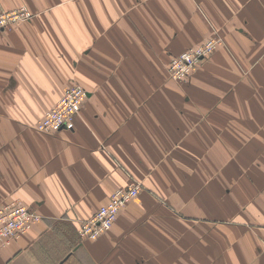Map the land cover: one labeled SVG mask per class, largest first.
<instances>
[{
	"label": "crops",
	"instance_id": "crops-1",
	"mask_svg": "<svg viewBox=\"0 0 264 264\" xmlns=\"http://www.w3.org/2000/svg\"><path fill=\"white\" fill-rule=\"evenodd\" d=\"M24 6L0 30V205L41 219L0 264H264V0H0ZM211 37L172 80L171 57ZM73 83L88 90L74 128L37 129Z\"/></svg>",
	"mask_w": 264,
	"mask_h": 264
},
{
	"label": "built area",
	"instance_id": "built-area-1",
	"mask_svg": "<svg viewBox=\"0 0 264 264\" xmlns=\"http://www.w3.org/2000/svg\"><path fill=\"white\" fill-rule=\"evenodd\" d=\"M33 14L27 7L0 11V30L22 21H28ZM221 44V38L211 37L193 48L172 57L169 70L176 80L185 79L193 68L206 56L212 54ZM88 90L81 84L68 86L58 101L47 109L36 123L41 131L73 129L75 117L81 110ZM139 192V185L115 190L110 199L101 205L89 218L82 221L80 234L83 239H97L110 230L121 209ZM41 215L22 202L0 205V250L15 238L28 232Z\"/></svg>",
	"mask_w": 264,
	"mask_h": 264
},
{
	"label": "rangeland",
	"instance_id": "rangeland-1",
	"mask_svg": "<svg viewBox=\"0 0 264 264\" xmlns=\"http://www.w3.org/2000/svg\"><path fill=\"white\" fill-rule=\"evenodd\" d=\"M202 43V42H201ZM221 43H223V40L221 39ZM200 44V43H199ZM183 52V51H182ZM181 52V53H182ZM173 57V56H172ZM172 57H171V59H170V61H169V64H170V62H171V60H172ZM201 62V61H200ZM200 62L193 68V70L191 71V73L185 78V79H183V80H176V79H174L173 78V76H172V74H171V72H170V70H169V67H168V74H169V77L172 79V80H174V81H178V82H183V81H185V80H187V79H189L190 78V76H191V74H192V72L198 67V65H200ZM14 202H16V201H13V202H10V203H14ZM10 203H7V204H10ZM2 205V204H1Z\"/></svg>",
	"mask_w": 264,
	"mask_h": 264
}]
</instances>
